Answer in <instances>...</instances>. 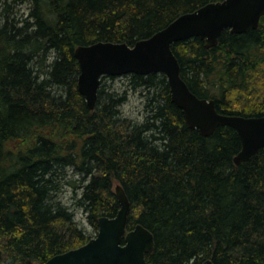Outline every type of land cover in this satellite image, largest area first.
<instances>
[{
	"label": "trees",
	"instance_id": "16d2710c",
	"mask_svg": "<svg viewBox=\"0 0 264 264\" xmlns=\"http://www.w3.org/2000/svg\"><path fill=\"white\" fill-rule=\"evenodd\" d=\"M211 1L28 0L16 17L2 7L0 264H42L92 237L57 200L71 165L95 230L119 208L113 182L122 186L127 230L140 223L153 234L146 264H264V146L235 164L236 130L190 127L161 73L125 74L145 92L142 122L121 117L124 94L100 84L88 109L77 90L78 45H132ZM171 48L189 89L218 112L264 115V16L245 32L225 29L214 46L195 36Z\"/></svg>",
	"mask_w": 264,
	"mask_h": 264
},
{
	"label": "water",
	"instance_id": "95a60500",
	"mask_svg": "<svg viewBox=\"0 0 264 264\" xmlns=\"http://www.w3.org/2000/svg\"><path fill=\"white\" fill-rule=\"evenodd\" d=\"M264 16V0H217L179 14L150 36L126 42L96 41L78 45L74 56L79 65L77 90L88 109H93L101 77L123 74H163L171 101L182 110L186 123L202 135L228 125L240 138L241 148L233 157L239 164L264 146V115L242 116L217 111L214 100L194 94L181 77L179 61L172 51L176 41L199 37L206 47L217 44L221 33L256 28ZM119 203L112 217L100 216L96 234L86 243L54 254L42 264H146L145 255L154 248L153 234L137 223L127 230L130 202L120 184L115 185ZM201 264H214L205 259Z\"/></svg>",
	"mask_w": 264,
	"mask_h": 264
},
{
	"label": "rangeland",
	"instance_id": "374dc122",
	"mask_svg": "<svg viewBox=\"0 0 264 264\" xmlns=\"http://www.w3.org/2000/svg\"><path fill=\"white\" fill-rule=\"evenodd\" d=\"M5 4L9 6L11 12H14L15 17L21 13L26 15L30 6L28 0H0V12ZM101 87L105 91L110 92L114 90L118 95H125V99L119 107L122 118L137 122H142L145 119L148 113L145 92L142 88H131L130 79L127 75L103 76L101 77ZM81 177L82 174L76 171L75 166L66 167L64 176L60 180L61 187L57 193V200L73 212L74 220L78 223V226L83 227L93 237L97 230L87 223L86 213L77 204L79 193L82 190L81 185L83 184ZM116 184V181L112 184L113 191Z\"/></svg>",
	"mask_w": 264,
	"mask_h": 264
}]
</instances>
